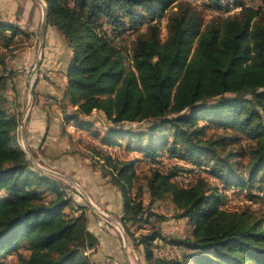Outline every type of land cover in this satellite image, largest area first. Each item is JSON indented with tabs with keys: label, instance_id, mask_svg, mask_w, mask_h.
<instances>
[{
	"label": "trees",
	"instance_id": "1",
	"mask_svg": "<svg viewBox=\"0 0 264 264\" xmlns=\"http://www.w3.org/2000/svg\"><path fill=\"white\" fill-rule=\"evenodd\" d=\"M43 1L46 24L71 51L60 105L66 121L89 131L93 112L102 115L108 128L101 144L108 149L119 146L117 140L125 135L128 141L146 137L140 152L150 164L147 206L142 185L134 190L136 161L94 147L102 170L121 195L126 235H131L129 224L153 217L163 220L151 208L167 198L174 212L192 225L189 236L168 242L180 250L176 258L154 256L152 243L166 242L160 229L152 227L141 234L136 245L143 247L146 263L264 264V214L221 207L229 190L251 203L264 202V9L233 0L225 12L238 11L204 25L201 14L185 0ZM229 1L209 0V4L221 11L222 3ZM164 14L167 34L161 40L157 19ZM145 22V31L129 48L118 42L124 29ZM20 33L0 18L4 50ZM14 75L1 52L0 259L16 253L18 264H86L83 253L97 243L87 229L86 213L81 209L68 217L64 209L72 200L60 181L32 167L15 147L18 117L8 109L5 94ZM201 120L235 128L250 139L246 164L235 163L239 156L233 151L222 152L227 137H206ZM133 124L141 125L140 133L128 127ZM165 131L171 135L167 157L176 163L163 170L152 165L158 163L165 145L156 142L155 134ZM181 163L198 169L187 183L179 180L188 171ZM201 171L207 172L206 177Z\"/></svg>",
	"mask_w": 264,
	"mask_h": 264
},
{
	"label": "rangeland",
	"instance_id": "2",
	"mask_svg": "<svg viewBox=\"0 0 264 264\" xmlns=\"http://www.w3.org/2000/svg\"><path fill=\"white\" fill-rule=\"evenodd\" d=\"M185 1L189 2L201 14L204 25L217 18H224L226 15L233 14L236 11V8H232L229 13L225 12V8H229L233 0L223 2L222 5L224 9L221 11L211 7L209 0ZM245 3L249 4L253 9H258V7L264 9V0H245ZM43 6L46 11V4ZM167 14L157 19L161 29V40H164L167 34ZM145 29L146 22L132 30L126 28L119 34L118 42L129 48L136 35L144 32ZM38 33L39 28L35 30V36L33 35L34 38L32 39L28 34L21 32L15 37V43L11 44L7 50L0 47V53L3 52L6 54L8 70L15 71L14 79L18 80L21 78L19 82H17L18 93H11L16 88L15 85L11 87L10 81H7L8 91L5 90L8 99V109L18 117V126L16 128L14 143L16 148L25 153L32 167L60 181L62 190L72 200L71 206L64 209V213L68 217L78 215L81 209L86 213L87 229L94 234L97 239L94 248L83 253L86 264H147L144 259L143 247L136 245V240L141 234H146L152 227L160 229L162 234L166 237V242L156 240L152 243L151 247L154 256L164 259L178 257L180 250L174 248L168 244V242H170L172 238H184L189 236L192 225L188 219L180 218L178 213L174 212L173 205L168 198L158 200L151 208L153 213L164 217L163 220L158 221L153 217L148 222L142 220L134 224H129L128 227L131 235H126L121 222V217L123 216L121 195L118 189L111 183L110 176L102 170V162L99 159L101 157L95 154L94 147H102V140L107 139L104 132L106 128H108V125H106L105 120L103 121L104 118L102 115H92L90 118L92 121L90 130L82 131V133L72 137L65 129L66 122L68 121H66L63 111L59 108L61 118H63L60 123L62 124L60 128H63V131L61 132V129L58 136L60 139L59 144L56 145L54 142L51 143V145L47 146V150L49 151H46V149L42 152L39 151L36 157L26 150V144L22 142L21 122L24 123L25 129L29 110L34 101V91L37 83L36 79L40 78V74L38 69L32 80L29 81L30 84L28 86L26 81L33 69L34 62L24 67V65H20L19 57L22 52L32 48L35 50L34 58L39 57L40 44ZM9 50H11V52H9ZM31 87L32 96L29 95V89ZM27 106L29 107L26 111ZM199 125L205 126L206 137L210 135H222L227 137L222 152L231 150L239 156L235 159V163L239 162L240 164H246L249 159V146L253 143L250 139L241 135L235 128L219 127L213 120H201L199 121ZM128 127L135 130V132H141L140 124H133ZM92 135L97 136L99 141L94 139ZM155 138L156 142H159V144L164 143L165 145L161 149L158 163L152 166H157L160 169L166 170L176 163L171 158L167 157L166 154V150L171 141L170 132L165 131V133L161 132L155 134ZM129 140L130 141L127 139V135H125L122 139L117 140L118 144H120L119 146L117 145L115 148L109 149H105L103 146V150L109 151L108 153L115 158L136 161L135 168L137 173H139L134 190L137 185H142V200L143 204L147 206L149 196L145 191V179L149 173L148 169L150 168V164L147 163L140 152L145 146L146 137L142 136L140 140L132 137ZM181 164L188 170L185 175L189 179L197 175L198 169H194L191 164ZM201 172V176L206 177L207 174L205 173L207 172ZM210 179L212 183L215 182L212 178ZM82 192L88 197L90 202H88ZM223 195L224 199L221 205L223 209L230 211L245 210L256 216L264 214V202L252 201V203H249L244 195L231 190L225 192ZM122 235L125 238L124 241ZM19 253L24 257L28 256L26 251L20 250ZM18 263L19 260L16 253L7 254L0 259V264Z\"/></svg>",
	"mask_w": 264,
	"mask_h": 264
},
{
	"label": "crops",
	"instance_id": "3",
	"mask_svg": "<svg viewBox=\"0 0 264 264\" xmlns=\"http://www.w3.org/2000/svg\"><path fill=\"white\" fill-rule=\"evenodd\" d=\"M41 1L45 4L43 0ZM43 14L44 6L37 0H0V18L7 23L14 24L32 39L33 35L35 36V30L39 28V44ZM42 47L39 66L40 78L36 79L34 101L29 110L25 129L23 128L24 133H21L22 142L27 147L26 150L34 157L39 151L42 152L45 149L49 151L47 146L51 143L59 144L58 136L60 130L63 131V128H60L63 118H61L59 108L64 101L63 91L67 84L66 69L71 58V51L64 40L53 27L46 23L43 30ZM34 57V48L27 49L20 54V65L27 67L32 62L35 63L37 58ZM20 79L10 81L11 87L15 85L16 88L11 93H18L17 82ZM29 80L30 76L26 81L28 86ZM7 89L8 87H6ZM94 114L97 115L96 112Z\"/></svg>",
	"mask_w": 264,
	"mask_h": 264
},
{
	"label": "water",
	"instance_id": "4",
	"mask_svg": "<svg viewBox=\"0 0 264 264\" xmlns=\"http://www.w3.org/2000/svg\"><path fill=\"white\" fill-rule=\"evenodd\" d=\"M40 4L44 5L43 2L41 0H37ZM43 22H42V26H41V33H40V47H39V57L37 58L36 62L34 63L33 69L31 70L30 73V80H32L33 76L36 74V72L39 69L40 66V57H41V53H42V38H43V30L45 27V20H46V11L44 10V14H43ZM29 80V81H30ZM29 95L32 96V87L29 89ZM30 105V104H29ZM28 107L26 108V111L28 110ZM23 128H24V123L21 122V133H23ZM57 174V173H55ZM60 175V174H58ZM83 193V192H82ZM84 197L88 200V202H90V200L88 199V197L83 193ZM122 239L123 241L125 240V238L122 235Z\"/></svg>",
	"mask_w": 264,
	"mask_h": 264
},
{
	"label": "built area",
	"instance_id": "5",
	"mask_svg": "<svg viewBox=\"0 0 264 264\" xmlns=\"http://www.w3.org/2000/svg\"><path fill=\"white\" fill-rule=\"evenodd\" d=\"M238 10H239V8H236V11H238ZM65 129H66L67 133L69 135H71L72 137L73 136H77L78 134L82 133V131L78 130L75 127V125L73 123H71V122H66ZM104 147H105V149H108L106 146H104ZM102 148H103V146H102ZM179 180L184 182V183H187L189 178L186 175H181L179 177ZM249 203H251V202H249Z\"/></svg>",
	"mask_w": 264,
	"mask_h": 264
}]
</instances>
